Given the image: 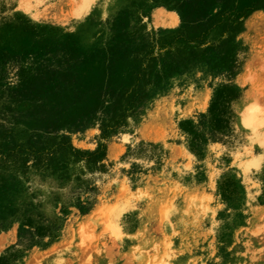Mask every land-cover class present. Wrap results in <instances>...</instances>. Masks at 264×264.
Returning a JSON list of instances; mask_svg holds the SVG:
<instances>
[{
  "label": "rangeland",
  "instance_id": "obj_1",
  "mask_svg": "<svg viewBox=\"0 0 264 264\" xmlns=\"http://www.w3.org/2000/svg\"><path fill=\"white\" fill-rule=\"evenodd\" d=\"M256 3L0 0V264H264Z\"/></svg>",
  "mask_w": 264,
  "mask_h": 264
},
{
  "label": "trees",
  "instance_id": "obj_2",
  "mask_svg": "<svg viewBox=\"0 0 264 264\" xmlns=\"http://www.w3.org/2000/svg\"><path fill=\"white\" fill-rule=\"evenodd\" d=\"M263 7L264 6L260 5V3H256L254 5L253 9H259V8H263ZM191 51H194V49H191ZM142 96H143V86H142V78L140 77L138 79V81H137L136 89H135V91L133 93V97L130 100V102L128 103V105L126 107V110H129L130 105H132V104L136 103L137 101L141 100ZM213 111H214V106H212V108L210 110V113H213ZM124 117H126V114H122V115L119 116L120 120L124 119ZM64 139L67 140V141L58 143L56 145L57 146L56 150L61 151L63 154H66L69 151H72L75 155H79V154L83 153L82 151L76 149L70 143V141L68 140V138L66 136L64 137ZM19 148H21L27 154H29V157H27V159H29L30 156H31L32 159H34L36 163H40V162L44 161V156L43 155L48 153L45 149L44 150L34 149V148H31V147H27L26 145L20 146ZM8 149L9 148H4L3 147V148H0V151L2 153H6L8 151ZM105 151H106V147H105V145H103L98 151L90 153L91 154L90 157H94V158L98 159L100 157V155H105V153H106Z\"/></svg>",
  "mask_w": 264,
  "mask_h": 264
},
{
  "label": "bare ground",
  "instance_id": "obj_3",
  "mask_svg": "<svg viewBox=\"0 0 264 264\" xmlns=\"http://www.w3.org/2000/svg\"><path fill=\"white\" fill-rule=\"evenodd\" d=\"M247 123L249 124V125H251V122L250 121H247ZM254 124V123H253ZM258 126V125H257Z\"/></svg>",
  "mask_w": 264,
  "mask_h": 264
}]
</instances>
